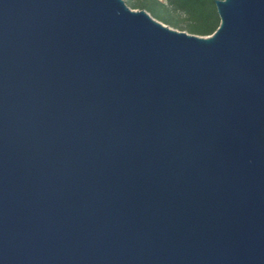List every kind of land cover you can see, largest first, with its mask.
<instances>
[{
  "label": "water",
  "instance_id": "95a60500",
  "mask_svg": "<svg viewBox=\"0 0 264 264\" xmlns=\"http://www.w3.org/2000/svg\"><path fill=\"white\" fill-rule=\"evenodd\" d=\"M214 2L0 0V264H264V0Z\"/></svg>",
  "mask_w": 264,
  "mask_h": 264
},
{
  "label": "trees",
  "instance_id": "16d2710c",
  "mask_svg": "<svg viewBox=\"0 0 264 264\" xmlns=\"http://www.w3.org/2000/svg\"><path fill=\"white\" fill-rule=\"evenodd\" d=\"M133 9L146 10L163 24L189 34L207 36L219 26L217 0H125Z\"/></svg>",
  "mask_w": 264,
  "mask_h": 264
},
{
  "label": "rangeland",
  "instance_id": "374dc122",
  "mask_svg": "<svg viewBox=\"0 0 264 264\" xmlns=\"http://www.w3.org/2000/svg\"><path fill=\"white\" fill-rule=\"evenodd\" d=\"M126 2V1H125ZM126 4L131 8V9H133V7L128 3V2H126ZM186 32V31H185Z\"/></svg>",
  "mask_w": 264,
  "mask_h": 264
}]
</instances>
